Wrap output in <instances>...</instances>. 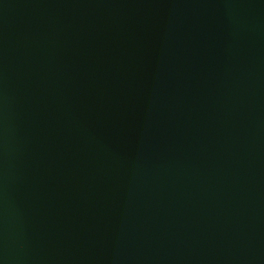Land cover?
I'll return each instance as SVG.
<instances>
[{"label": "water", "instance_id": "95a60500", "mask_svg": "<svg viewBox=\"0 0 264 264\" xmlns=\"http://www.w3.org/2000/svg\"><path fill=\"white\" fill-rule=\"evenodd\" d=\"M0 264H264V0H0Z\"/></svg>", "mask_w": 264, "mask_h": 264}]
</instances>
